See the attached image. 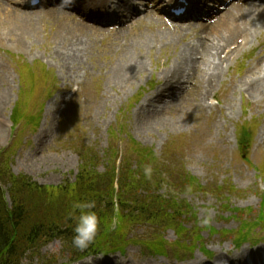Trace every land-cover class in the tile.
<instances>
[{"label":"rangeland","instance_id":"374dc122","mask_svg":"<svg viewBox=\"0 0 264 264\" xmlns=\"http://www.w3.org/2000/svg\"><path fill=\"white\" fill-rule=\"evenodd\" d=\"M95 1L81 0L79 10ZM222 1L204 0L205 8L193 22L189 18L173 20L163 12L159 0H127L128 4L116 10V24L121 25L113 29L83 23L75 17L77 12H60L50 5L29 9L24 0L10 2L20 15L17 19V14L0 9V88L6 95L0 113L4 122L0 150L15 174L47 187L73 184L85 165L81 150L88 147L97 153L102 173L112 151L121 159L135 142L152 150L159 160L170 152L168 156L199 180L200 189L235 186L240 190L237 195L225 189L223 197L229 199L232 211H243L238 216L221 211L219 198L191 189L189 194L181 193L179 201H186L197 213V224L196 219L186 218L188 229L203 230L199 241H193L196 233L185 239L188 252L175 249L178 236L169 229L163 232L171 246L166 256L145 251L131 241L122 252L82 258V253L56 238L28 250L20 264H83L89 257L110 264H191L197 259L206 264H230L227 257L220 260L219 256H232L246 248L259 250L264 258V230H255L243 246L231 239L240 226L253 227L264 200V101L236 88L254 64H264V22L257 36L245 45L241 37L230 42L225 50L240 42L233 55L220 52L224 74L209 95H201L204 84L200 74L165 98L169 104L164 111L161 103H145L165 82L164 75L182 49L193 46L201 50L210 41L204 31L226 13L218 17L214 12ZM139 4L147 7L146 13L130 8ZM72 46L81 59L73 71L67 61V49ZM134 62L142 63L144 72L132 83H110L112 69ZM154 107L159 115L152 112ZM17 118L21 124L13 126L12 119ZM31 118L39 119L32 122ZM147 121H155L149 130L142 126ZM35 122L38 125H33ZM3 186L7 201H11L7 185ZM26 199L33 197L27 195ZM29 211L31 221L44 215L34 204ZM209 216V226L219 233L204 228L202 221ZM152 231L147 224L139 225L129 237L142 240ZM250 258L248 255L247 264L252 263Z\"/></svg>","mask_w":264,"mask_h":264},{"label":"trees","instance_id":"16d2710c","mask_svg":"<svg viewBox=\"0 0 264 264\" xmlns=\"http://www.w3.org/2000/svg\"><path fill=\"white\" fill-rule=\"evenodd\" d=\"M14 123L18 124V121ZM86 148L81 150L85 165L81 166L76 182L58 187L43 186L25 175L15 174L4 161V153L0 150V264H20L28 250L42 241L50 242L56 238L68 244L74 252L82 253L83 257L100 253L109 255L124 250L129 242H133L129 237L131 231L144 224L153 233L134 243L142 245L146 251L156 255L165 254L169 244L163 232L169 229L178 236L181 244L177 245L184 247L182 242L185 243L189 235L196 233L193 241H199L198 234L203 230L196 227L188 229L186 218L196 219L197 224V213L186 201H179L181 193L189 194L191 189L219 198L221 211H231L235 216L243 215L240 210L232 211L228 205L229 199L223 197L226 192L237 195L240 190L234 186L200 189V182L187 173L176 158L166 155L164 161L160 162L151 150L134 142L131 152L121 160L118 169V154L112 151L107 157V168L100 173L101 160L96 152ZM3 185H7L11 201H7ZM164 186L167 190L163 192ZM27 195L33 199L27 200ZM92 200L96 202L94 210L102 218V223L95 243L81 252L72 245L75 220L69 217V213L74 202ZM33 204L41 207L44 215L31 221L28 216ZM113 219L117 222L115 228L111 227ZM203 226L213 234L217 232L209 225ZM260 228L264 229V200L255 215L253 227L240 226L232 237L241 245ZM223 236L227 238L228 233L225 232ZM185 249L188 250L187 246Z\"/></svg>","mask_w":264,"mask_h":264},{"label":"bare ground","instance_id":"6f19581e","mask_svg":"<svg viewBox=\"0 0 264 264\" xmlns=\"http://www.w3.org/2000/svg\"><path fill=\"white\" fill-rule=\"evenodd\" d=\"M9 1L10 0H0V9L8 13L17 14V19L20 15L9 6ZM2 5H4L5 8H2ZM263 22L264 8L262 7L252 4H236L231 10H227L221 18L219 17V20L215 24L209 26L204 31L206 34L205 36H210L208 39V41H210L206 42L201 50L193 46H188L182 49L176 62L173 63L170 70L164 75L165 82L146 99V105L153 106L156 103H161L163 106L162 111H164L169 104L165 98L173 95L176 88L182 87L186 80L193 79L197 76L199 77L200 74L202 78L201 80L204 84L201 95L203 97L209 95L213 90V86L216 85V81H220L224 74V62L219 57L220 52H224L230 42L233 40L235 41L237 37H241L244 41L243 43L246 44L249 38L257 36L259 27ZM239 44L240 43L237 42L236 46ZM67 51L68 66L70 67V70L73 71L76 65L81 62L80 53L79 50L75 49L73 46L67 49ZM233 52H230V54L233 55ZM143 69L144 65L138 62L120 65L116 69H112L110 83L114 82L115 84L123 85L132 83L140 73L144 72ZM65 78H67V76H65ZM236 88L253 98H259L261 101H264V64H254L252 68L247 71L246 77L237 84ZM5 105L6 95L2 94L0 88V113ZM153 109L152 112L155 115H159V109L157 107H154ZM141 110L145 111V108L142 107ZM49 114L51 115V112H49ZM139 114L143 115L145 113L140 112ZM154 122L155 121L143 122L142 126L149 130L151 126L150 124H153ZM3 131L4 122L0 120V133ZM258 251L259 250L246 248L240 253L231 254L232 256L228 253L226 256L221 254L219 258L222 260L227 257L230 264H247V256L250 255V261L252 264H264L262 256L259 255ZM93 264H110V262L95 260ZM116 264L128 263H119L117 261ZM191 264L206 263L201 259H197Z\"/></svg>","mask_w":264,"mask_h":264},{"label":"clouds","instance_id":"9594fccd","mask_svg":"<svg viewBox=\"0 0 264 264\" xmlns=\"http://www.w3.org/2000/svg\"><path fill=\"white\" fill-rule=\"evenodd\" d=\"M74 0H61V4L70 6ZM148 174V170H146ZM96 202L92 201H77L72 204V210L69 217L75 220V227L73 229L74 235L72 237V245L79 251L84 252L88 250L94 243L102 223V218L98 215ZM210 216L205 218L202 223L207 226L210 223ZM116 220L111 221V227L115 228ZM102 257H97L100 259ZM88 264H93V259L89 257Z\"/></svg>","mask_w":264,"mask_h":264}]
</instances>
